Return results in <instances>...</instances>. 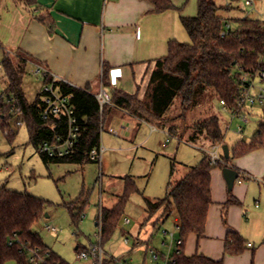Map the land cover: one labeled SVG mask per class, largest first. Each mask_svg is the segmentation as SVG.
<instances>
[{
    "label": "trees",
    "instance_id": "obj_1",
    "mask_svg": "<svg viewBox=\"0 0 264 264\" xmlns=\"http://www.w3.org/2000/svg\"><path fill=\"white\" fill-rule=\"evenodd\" d=\"M28 10L39 7L38 0H14ZM153 11L162 12L178 8L173 0H149ZM219 5L216 0H198L196 15H182L181 21L190 40L188 42L170 39L167 54L153 60L149 82L143 97L139 92L130 93L115 88L111 102L101 106L97 94L88 88L57 81L55 86L64 93H72L75 115L80 125L78 139L70 152L62 156H50L41 152L43 160L49 162H77L94 160L90 156L93 148L101 145L102 130L113 110L120 108L139 118L158 122L174 135H182L181 122L186 114L202 104L209 96L224 100L233 109L241 86L234 77V69L241 64L248 69H264V19L254 17L236 18L241 27L230 29L222 36L226 17L219 10L230 9L233 2ZM217 41V44L214 42ZM2 70L0 75V121L7 125V114L14 115L11 107L16 103L23 110L22 119L29 129L30 142L38 149L45 141L55 142L68 134V119L48 117L42 114L45 105V91L41 89L34 101H29L23 88L28 58L20 50L14 53L3 49L0 43ZM44 84L52 81L49 73H43ZM106 85H110V80ZM177 105V106H176ZM176 110L173 113V110ZM7 111V113H5ZM8 117V116H7ZM188 139H203L210 145L223 143L225 132L220 117L211 114L193 121ZM14 133V132H12ZM11 135V134H9ZM259 147L264 148V104L263 119L251 141L241 142L233 147V157L242 156ZM223 155V161L213 163L208 153L202 160L187 168L179 180H170L163 197L144 196L145 210L152 217L161 210L156 224L167 219L173 212L179 216V236L182 239L181 252L176 254L177 264H225L224 259H215L203 253L187 255L184 247L192 233L202 235L205 231L209 207L213 203L211 180L212 169L217 165L225 167L230 160ZM176 169L172 163L171 174ZM124 189L112 207L102 206L96 218L101 230V244L108 242L120 226L126 206L135 193H143L132 175L123 177ZM51 202L27 191L14 190L5 184L0 186V264L15 261L16 264H37L31 260L28 248H38L43 262L40 264H70L64 257L45 243L34 225L43 217ZM88 200L81 204H69L68 210L76 227L84 215ZM240 201L230 195L226 205ZM27 246V248L24 247ZM81 246L77 247L79 250ZM84 247L82 249H86ZM248 248V242L237 231H230L226 237L225 253L237 255Z\"/></svg>",
    "mask_w": 264,
    "mask_h": 264
},
{
    "label": "rangeland",
    "instance_id": "obj_2",
    "mask_svg": "<svg viewBox=\"0 0 264 264\" xmlns=\"http://www.w3.org/2000/svg\"><path fill=\"white\" fill-rule=\"evenodd\" d=\"M175 1H179V4ZM216 1L219 5H227L230 2V0ZM245 1H235L232 8L219 10L231 24L232 29L241 27L236 18L248 16L264 19V0H254V3L250 5ZM174 2L180 7L177 13L197 14L198 0H174ZM177 32L182 38L178 39L179 41L190 40L181 22L178 23ZM164 51L162 54L167 53V47ZM259 87L264 88V81L257 83L253 94L258 92ZM23 88L29 101H34L43 88L41 76L31 70L29 64L26 65ZM247 109L246 117L250 119L249 121L233 116L231 109L224 107L217 96H209L202 100L201 106L186 114L179 132L189 133L192 130L189 126L197 118L211 114L219 115L225 132L223 144L231 148L230 159L235 161L233 147L238 143L251 141L263 119V106L259 100L249 103ZM175 111L174 109L173 113ZM7 116L5 117L8 121L7 125H2L0 121V186L5 184L11 189L27 191L51 202L45 209L43 217L34 225V230L40 234L47 245L70 264H90V260L78 257L82 248L76 250L75 247L80 244L84 248V246L89 247L91 244L101 242L97 235L100 226L95 224L99 203L110 207L117 201L118 195L123 192V177L126 175L134 176L143 193H135L131 196L119 228L112 238L103 244L105 250L116 257L128 256L132 260L131 264H152L148 255L145 254L147 246L163 251L168 250L167 246L161 243L163 236L155 229L157 230L160 226L159 230L164 228L174 230L176 237H179V229L174 221L176 212L156 226L153 219L145 220L147 215L144 209V196L163 197L169 181L179 180L181 175L186 173L188 166L199 163L207 150H211L210 144L178 141L177 138L170 136L171 141L166 142V145L164 133L152 132L146 126L139 130L135 129L131 138L119 136L106 129L111 118L109 116L101 134L100 147L104 150L101 162L88 160L83 164L46 163L39 149L30 142L27 122L23 121L21 125H17L14 115L7 114ZM122 123V120L114 119L110 124L120 128ZM240 126L244 128L242 133L237 132ZM236 161L254 173L252 178H241L236 183L238 186L242 182L245 187H248L245 207L255 216H252V221L248 224L249 230L244 233L246 241L247 239L252 241L254 247L247 248L243 253L249 260L252 257V251H255L254 264H264V183L261 181L264 179V148L254 149ZM172 163L176 166L173 178L171 177ZM83 199L88 200L89 204L86 205L84 215L79 221V226L76 227L68 205L81 204ZM257 202L259 207H255ZM160 212L161 210L153 216L159 219ZM125 217H129L131 221L126 222ZM46 223L58 226L60 228L58 235L49 232ZM125 235L128 236V241L125 240ZM137 238L140 239V244H136ZM5 264H16V262L11 260Z\"/></svg>",
    "mask_w": 264,
    "mask_h": 264
},
{
    "label": "crops",
    "instance_id": "obj_3",
    "mask_svg": "<svg viewBox=\"0 0 264 264\" xmlns=\"http://www.w3.org/2000/svg\"><path fill=\"white\" fill-rule=\"evenodd\" d=\"M175 2L179 4V1ZM38 5L28 10L17 5L14 0H0L2 48L24 52L31 70L41 76L42 85L44 75L36 71L39 64L74 86L88 88L96 94L103 87L110 96L118 88L130 93L138 91L139 96L143 97L154 65L153 60L167 54L162 53L166 47L168 50L170 39H182L177 32L178 23H182L181 16H193V13H177L178 8L155 12L149 0H38ZM109 80L110 85H106ZM110 116L106 128L109 132L131 138L135 129L146 126L152 132L164 133L165 144L171 141L167 128L158 122L147 121L120 108L113 110ZM114 119L123 121L120 128L110 124ZM111 128L116 131H111ZM191 132L180 137L170 134L178 141H190L188 137ZM197 141L205 142L200 139ZM242 156L234 157L235 161H227V165L239 171L232 190L228 189L223 176V166L217 165L212 169L213 203L209 207L206 228L202 235L192 233L188 236L185 254L203 253L215 259L223 258L225 264H254L255 251H252L249 260L244 253L232 255L224 251L227 234L237 231L244 237L253 216V212L245 207L248 187L242 182L236 185L238 179H250L254 175L252 170L236 161ZM261 181L264 183V179ZM231 194L240 203L227 206ZM258 202L255 207H259ZM102 206L105 205L99 203L96 218ZM145 212V220L153 219L156 226V217H148V212ZM174 221L179 222L178 215ZM95 224L98 225L96 221ZM159 228L155 229L157 233L160 232ZM247 242L252 243L248 248L254 247L252 241L247 239ZM79 245L75 247L76 250ZM145 254L148 255L147 251Z\"/></svg>",
    "mask_w": 264,
    "mask_h": 264
},
{
    "label": "built area",
    "instance_id": "obj_4",
    "mask_svg": "<svg viewBox=\"0 0 264 264\" xmlns=\"http://www.w3.org/2000/svg\"><path fill=\"white\" fill-rule=\"evenodd\" d=\"M246 4H253L254 0H246ZM231 29V24L229 22H225L224 28L221 31V35H227L228 31ZM217 44V41L214 42ZM10 51V50H7ZM2 63L0 61V75L2 70ZM37 72L40 73H49L52 76V81L49 84L43 85V91H45L44 101L45 105L42 110V114L45 118L48 117H56V118H67L68 119V134L64 139H58L55 142L45 141L41 144L39 151L47 153L50 156H62L68 152H70L71 147L74 142L78 139L80 125L78 124L77 117L75 115V108L72 103V93H64L60 91L59 87L55 86V82L62 81L67 82L64 79H61L54 74H52L48 68L39 64L37 66ZM234 77L238 81L241 86L239 97L236 101V106L231 109L233 116H238L245 121H249L250 119L246 117L247 113V105L250 103H254L256 100H259L260 103L264 104V88L259 87L258 92L253 94V90L257 88V83L264 81V69H248L243 65L239 64L234 69ZM68 83V82H67ZM97 97L103 106L106 103L111 102V97L105 88H101L97 93ZM15 104L11 107V112L14 114L16 118V124L21 125L23 123L22 115L23 110L19 104L16 103V100L13 99ZM221 104L224 107H227L226 102L224 100L221 101ZM111 131L115 132L114 128H111ZM238 132H243V127L240 126ZM168 137L172 136L168 131ZM223 143L213 144L211 150L208 151V155L210 160L213 163H218L219 161H223ZM103 148H93L90 151V156L92 159L96 161H102ZM128 222L129 218H125ZM177 229L180 228L179 222L176 223ZM46 228L49 232L54 235H57L60 231V228L56 225L47 223ZM160 233L163 236L162 245L167 246V251L160 250L158 248L147 246V254L149 260L152 264H177L176 254L181 252V244L182 239L180 236L177 238L174 230L169 229H160ZM99 238L101 239V230L97 233ZM125 240L128 241V236L125 235ZM140 239L137 238L136 244H140ZM248 246H252L251 242H248ZM27 248L26 245H24ZM31 252V260L36 261L37 264L43 262V257L40 255V251L38 248H28ZM78 257L90 260V264H131V258L125 255L114 256L109 254L104 246L101 244H91L86 249H82L78 253Z\"/></svg>",
    "mask_w": 264,
    "mask_h": 264
},
{
    "label": "water",
    "instance_id": "obj_5",
    "mask_svg": "<svg viewBox=\"0 0 264 264\" xmlns=\"http://www.w3.org/2000/svg\"><path fill=\"white\" fill-rule=\"evenodd\" d=\"M223 155L226 158H229L230 156V148L227 144L222 145ZM223 176L226 180L227 186L229 190H232L234 183L236 179L239 177V171L231 166H225L223 167ZM48 215V214H46Z\"/></svg>",
    "mask_w": 264,
    "mask_h": 264
}]
</instances>
